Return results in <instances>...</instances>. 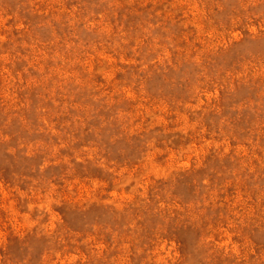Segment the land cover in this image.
Listing matches in <instances>:
<instances>
[{
    "label": "rangeland",
    "instance_id": "rangeland-1",
    "mask_svg": "<svg viewBox=\"0 0 264 264\" xmlns=\"http://www.w3.org/2000/svg\"><path fill=\"white\" fill-rule=\"evenodd\" d=\"M0 264H264V0H0Z\"/></svg>",
    "mask_w": 264,
    "mask_h": 264
}]
</instances>
